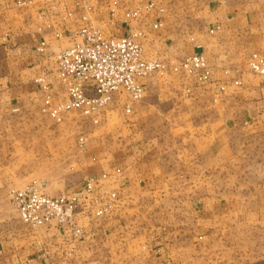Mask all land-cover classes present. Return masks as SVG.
Masks as SVG:
<instances>
[{
	"label": "crops",
	"instance_id": "0c3cea01",
	"mask_svg": "<svg viewBox=\"0 0 264 264\" xmlns=\"http://www.w3.org/2000/svg\"><path fill=\"white\" fill-rule=\"evenodd\" d=\"M93 1L0 0V126H22L7 134L17 140V153L30 145L26 140L39 143L46 138V132L35 128L41 123L35 113L43 109L47 94L37 81L44 79L51 87L48 92L66 99L55 58L72 45L68 35L83 28L82 17ZM120 1L132 10L146 0ZM158 1L165 13L142 24L159 19L164 25L144 40L146 53L169 65L203 53L212 74V93H219L212 98L218 117L201 130L195 126L199 96L191 97L198 90L193 87L199 85V73H166L187 80L177 85L148 79L151 95L182 93L167 115L177 121L175 143L166 147L156 138H138L136 123L156 106L149 100L144 111L131 106L135 124L129 136L93 145L86 154L83 183L66 194L81 193L94 179L121 198L111 217L93 223L81 220L86 236L76 244L69 229H59L56 222L40 229L22 223L9 193L25 185L10 175L13 170L0 173V264H115V254L122 252L129 253L128 262L134 264H264V177L245 190L231 177H216L243 161L253 146L264 149V84L247 67L253 54L264 56V0ZM94 8L90 19L108 21L105 8ZM138 27L133 21L112 31L126 37ZM236 80L241 87L234 85ZM189 92L193 94L188 97ZM25 124L33 125L32 131L26 129L27 136ZM39 153L40 148L22 155ZM5 170L0 164V172ZM255 170L263 171L264 164ZM119 208L125 210L120 213ZM133 215L144 216L147 232L124 222ZM106 254L114 260L107 262Z\"/></svg>",
	"mask_w": 264,
	"mask_h": 264
},
{
	"label": "built area",
	"instance_id": "2783aa9c",
	"mask_svg": "<svg viewBox=\"0 0 264 264\" xmlns=\"http://www.w3.org/2000/svg\"><path fill=\"white\" fill-rule=\"evenodd\" d=\"M107 3L108 21L90 19L93 8L87 7L88 15L82 17L83 28L68 35L72 45L56 55L57 79L65 87L66 99L60 100L48 92L51 87L44 79L37 81L47 92L42 104L44 114L62 123L65 115L78 112L98 124L107 109L122 100L123 96L129 99L125 111L131 114V106L146 97V81L158 73H199L197 82L200 86L212 83V74L203 53L194 54L181 64L169 65L157 59L145 58L142 45V40L148 35L145 30H135L126 37L109 34L108 29L118 23L136 21L141 25L144 20H154L155 16L164 14L165 10L158 0H151L132 10H123L120 0H107ZM119 17L121 21H118ZM163 25L157 19L152 25L143 26H148L147 30L151 33L159 31ZM62 37L58 35L59 39ZM248 67L253 74L262 78L264 84V56L253 54ZM234 85L240 87L242 82L236 80ZM220 91H225V87L222 86ZM9 195L22 223L32 229H40L56 222L59 229H69L74 244L86 236L81 220L93 223L110 217L121 201L117 192L94 179L88 180L81 193L74 196L54 197L45 193L37 183L14 189Z\"/></svg>",
	"mask_w": 264,
	"mask_h": 264
},
{
	"label": "rangeland",
	"instance_id": "374dc122",
	"mask_svg": "<svg viewBox=\"0 0 264 264\" xmlns=\"http://www.w3.org/2000/svg\"><path fill=\"white\" fill-rule=\"evenodd\" d=\"M149 1L151 0L139 2L134 5L138 7L148 3ZM93 2L94 3L92 4L96 8L103 7L106 9L105 11L107 13L108 3H106V0H94ZM122 5L123 10H129V8H132L130 4L125 5L123 3ZM94 6H92L93 9H95ZM119 24L122 23H118L115 27H117ZM115 27H110L108 29L110 35H117V31H112V28ZM147 29L148 26L144 27L143 24H141L138 28L134 29V31L145 30L148 33V38L149 34H152V32H148ZM142 45L146 56H148V59H152L149 58V51L146 53L144 40H142ZM248 70L250 71L249 67ZM167 74L158 73L150 79H152L154 84L164 83L167 79L171 81L172 84L176 85L178 83H187V80L184 77L178 79V76L172 77L171 75ZM210 85L194 86L193 89L196 88L198 90L194 91V94L190 92L187 94L188 97L192 96L193 94L191 98H195L196 96L200 97H198L199 107L195 108L194 111L195 117L197 119L195 126L200 130L207 126L209 121L217 116L219 112L214 106H212L213 96H218L219 93L216 91L212 93L214 90L212 87H210ZM147 93L148 95L143 99V101L133 104V107L139 106L141 111H144L146 100H149V103L152 102L156 106L155 109L149 113L151 115L147 116V114H142L141 118L136 123L138 125V138H156L157 140L161 141V144H165L166 147H171L175 143L174 138L176 135L177 121L175 120V116L168 118L167 115L168 113L172 112V109L176 108V102L183 98L182 93L176 92L170 94L159 93L156 91L153 92L152 95L149 92ZM210 93L212 95H210ZM160 94H163V96L161 97ZM128 103L129 99L127 96H123L122 100H118L117 104L111 105L107 109V113H105L98 124L92 123L90 119L78 112L65 115L63 122L57 123L44 114L42 109L41 112L35 113V116L38 114L41 119V123L35 126V128L38 130L40 127L42 132H46V138L41 140L39 143H33V141L30 139L26 140V143L30 144L26 146H30V148L28 149L27 147H20L18 153L16 151L18 146L17 140L13 136H7V134L10 135L15 131L20 130L22 126H18L13 122H9L0 126V137H2V139H0V152L3 150V155H0V164L5 165L6 167L5 172L0 173H8L9 169L13 170L14 172L10 173V175L15 176L16 178L19 177L23 181L24 185L37 183V185H39L45 191V193L54 197H59L66 195L68 192L76 191L77 188L83 183V179L86 175V154L88 153L89 149L93 145H97L99 142L106 139L107 142L113 143L115 141L114 138L116 137L119 138L129 136L130 130L133 129L132 127L134 126L135 122L134 115L132 113V115L127 114L126 111H124L125 104ZM113 106H116L117 108H114ZM121 108H123V110H121ZM173 113L175 114V111H173ZM28 126L32 128L30 129V131H32L33 125L29 124H25V130L28 128ZM28 131L29 129L24 132L26 133V136L28 135ZM259 142L260 141L254 143L258 146L260 145ZM39 148V155H22L24 151L26 154L31 149L38 151ZM257 149H255L253 146V150H251L252 152L248 153L243 161H240V163L234 165L231 171L223 174H217L216 177L218 179L231 177L234 182L239 183L242 186L245 185L244 187H241V190L247 189L248 184L256 183L258 180L262 179L264 177V170H255V167L258 164H264V149ZM16 168H19L20 170L17 171L15 170ZM214 179H216L215 176L212 180ZM125 208L122 210L119 208L120 213L123 212ZM140 212H142V210H140ZM141 214L142 213H140V215ZM120 216L121 215L119 214V217ZM128 217L129 216L126 217L124 222L128 221L127 224L129 227L133 229L139 225L141 229H145L147 232L148 227L144 221V216H139V218L136 215L130 216L129 218ZM130 222H133V224ZM145 230H143L142 235L145 234ZM123 243L126 244L127 242ZM143 244V246L146 245L145 243ZM105 256L108 257L107 262L109 261V263L111 260H114L111 254H106ZM114 258L115 264H134L128 262L129 253L126 252L116 253Z\"/></svg>",
	"mask_w": 264,
	"mask_h": 264
}]
</instances>
